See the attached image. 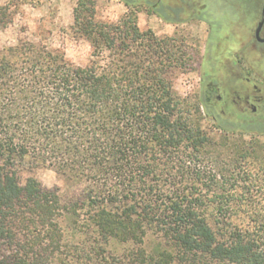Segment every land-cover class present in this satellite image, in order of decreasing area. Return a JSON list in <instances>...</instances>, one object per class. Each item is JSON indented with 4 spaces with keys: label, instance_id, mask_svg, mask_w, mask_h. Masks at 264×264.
<instances>
[{
    "label": "trees",
    "instance_id": "trees-1",
    "mask_svg": "<svg viewBox=\"0 0 264 264\" xmlns=\"http://www.w3.org/2000/svg\"><path fill=\"white\" fill-rule=\"evenodd\" d=\"M119 2L126 12L113 23L97 18L96 0H76L69 32L90 47L84 67L27 41L0 57V264H69L62 259V219L84 221L104 245H136L130 264H264L261 148L255 143L243 154L260 173L249 181L234 177L257 185L239 192L197 189L225 176L158 170L189 169L186 163L208 153L213 143L200 125L208 116L203 99L173 92L186 52L138 26L139 13L155 12L153 3ZM40 3L6 0L0 25L22 6ZM247 127L264 132V122ZM24 163L52 169L66 188L23 179ZM241 207L249 209L245 221L235 220ZM148 230L165 241L150 253L143 248Z\"/></svg>",
    "mask_w": 264,
    "mask_h": 264
},
{
    "label": "rangeland",
    "instance_id": "rangeland-1",
    "mask_svg": "<svg viewBox=\"0 0 264 264\" xmlns=\"http://www.w3.org/2000/svg\"><path fill=\"white\" fill-rule=\"evenodd\" d=\"M5 1L0 0V6H3ZM180 1L163 0L164 4L172 7L166 13L167 19L175 21L181 18L178 24L163 23L144 12L138 14L140 29H150L158 39L167 40L171 45L181 47L187 54L185 68L177 69L173 74L174 94L180 98H187L190 102L198 100L202 78L206 79L205 82H214L219 87L221 95L232 83L235 82L237 86L242 84L241 77L236 80L234 76L239 72L233 64L237 57L242 58L246 67L250 69L251 80L261 89V95L264 97V46L253 47L251 40L253 32L250 25L251 21L254 22L256 19V11L264 9V0ZM40 2L38 6H22L17 9L8 25H0V57L8 56V50L16 46L19 41H27L44 44L49 49H58L75 65L86 66L90 60V47L85 41L74 39L69 32L71 10L76 0H40ZM117 4L112 0H96L97 18L102 21L117 22L121 16V7ZM180 6L183 10L178 16L173 12V8ZM201 110L204 114V109ZM240 111L241 108L225 110L220 116V125L232 130L227 132L219 131L216 123L200 118L201 127L213 143V146L206 150L208 153L202 154L203 157L198 161L186 163L189 169L183 165L180 167L169 164L167 167L159 166L158 170L172 176H179L182 173L191 177L198 171L204 178L213 175L225 176L223 183L217 180L218 183H210V185L206 184L208 181L205 179L206 185L197 186V189L202 191L236 189L239 192L252 186L256 187L255 183L250 185L240 181L236 183L235 179L233 180L236 176H238L237 180L248 177L246 180L249 181L256 178V174L260 173V166L251 158L242 160L243 154L255 143H258L261 151L264 150V132L259 134L249 132ZM253 120L254 125L264 122V107L258 108ZM237 130L243 133L240 134ZM241 149L243 151H240ZM261 151L259 153L264 155ZM215 159L218 161L221 159V162H215ZM230 159H234L236 164L231 165ZM21 176L23 179L32 177L46 188H66L63 179L49 168L33 167L30 163H24L21 166ZM179 180L185 183V179L179 178ZM190 184L186 187L193 186ZM239 210L241 215L235 220L245 221L244 213L249 209L241 207ZM60 226L65 246L64 253L67 254L65 258L62 256V259L69 264L133 262V254L137 246L132 243L110 240L104 245L99 242L95 229L86 225L84 221L74 224L62 219ZM164 242L156 231L148 230L143 248L150 253L155 248L163 246Z\"/></svg>",
    "mask_w": 264,
    "mask_h": 264
},
{
    "label": "flooded vegetation",
    "instance_id": "flooded-vegetation-1",
    "mask_svg": "<svg viewBox=\"0 0 264 264\" xmlns=\"http://www.w3.org/2000/svg\"><path fill=\"white\" fill-rule=\"evenodd\" d=\"M153 3L155 12L150 16L161 20L166 24H178L181 18L175 21H170L166 17V13L172 9L169 4H164L163 0H149ZM154 1V2H153ZM182 2V0L180 1ZM183 10V7L173 8V12L178 16ZM257 14L254 22L251 21L253 35V47L260 45L264 46V9L256 11ZM242 58H237L233 63L239 71L234 74L235 79L241 77V83L236 85L232 83L220 94L219 87L214 82H205L206 79L200 80V99H203L201 108L204 109L208 119L217 125L221 126V115L225 110H234V108H241L242 119L246 123V127L251 125L254 120V115L257 114L258 108L264 107V97L261 95V89L252 82L250 77V69L246 67ZM245 70V72H244ZM217 110L220 112H217ZM244 114V115H243Z\"/></svg>",
    "mask_w": 264,
    "mask_h": 264
},
{
    "label": "crops",
    "instance_id": "crops-1",
    "mask_svg": "<svg viewBox=\"0 0 264 264\" xmlns=\"http://www.w3.org/2000/svg\"><path fill=\"white\" fill-rule=\"evenodd\" d=\"M112 1H114L115 3H118L117 5L118 6H120L121 7V16L120 17H122L123 16V14L126 12V8L119 2V0H112ZM73 8L74 7H72V10H71V12L73 11ZM72 14V13H71ZM118 21V20H117ZM72 23H73V17H72V15H71V25H72ZM70 25V26H71ZM69 26V27H70Z\"/></svg>",
    "mask_w": 264,
    "mask_h": 264
}]
</instances>
